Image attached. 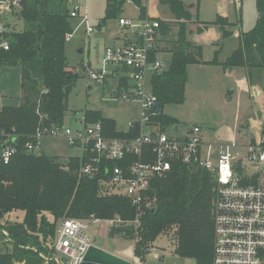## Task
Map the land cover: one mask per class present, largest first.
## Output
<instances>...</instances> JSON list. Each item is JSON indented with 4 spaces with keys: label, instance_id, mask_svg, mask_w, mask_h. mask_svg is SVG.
I'll list each match as a JSON object with an SVG mask.
<instances>
[{
    "label": "trees",
    "instance_id": "obj_1",
    "mask_svg": "<svg viewBox=\"0 0 264 264\" xmlns=\"http://www.w3.org/2000/svg\"><path fill=\"white\" fill-rule=\"evenodd\" d=\"M125 2L108 0L106 18L121 17ZM133 3L144 19L147 0ZM159 4L169 8L175 22H161L162 52H170L172 60L169 68L153 77V93L162 107L167 103L181 105L186 99L188 67L214 62H205L202 47L188 38L192 33L189 24L194 22L191 8L182 0H159ZM257 5L264 14V0H257ZM20 18L24 28L5 34L9 50H0V67L20 69L22 90L18 106L0 108V127L19 137L18 152L7 165L1 158L0 139V227L12 239L0 244V264H56L54 244L60 221L92 217L120 220L124 230L111 234L124 232L133 237L139 255L148 253L160 237H165L175 255L195 264H213L216 180L211 173L175 166L165 177L156 178L148 193L151 206L142 210L135 227L138 211L128 199L105 193L103 176L81 174L85 156L60 163L57 157L27 152L25 146L38 128L65 122L68 99L80 75L69 67L66 56L67 36L75 30L67 0H24ZM102 23L106 20L100 26ZM226 23L223 18L215 23L223 35ZM239 39V48L221 65L264 69V18ZM84 117L88 123L102 122L110 136L125 135L99 111L86 110ZM159 120L166 126H178L176 119L165 114ZM18 212L23 214L21 221L7 220Z\"/></svg>",
    "mask_w": 264,
    "mask_h": 264
},
{
    "label": "built area",
    "instance_id": "obj_2",
    "mask_svg": "<svg viewBox=\"0 0 264 264\" xmlns=\"http://www.w3.org/2000/svg\"><path fill=\"white\" fill-rule=\"evenodd\" d=\"M23 2L0 0V50H9L5 34L14 29L8 16L19 19ZM235 2L241 5V0ZM128 4L135 6L133 0H126L124 8ZM123 14L117 20L123 42L105 48L106 68L90 72L89 77L95 84L113 87L112 99L137 102L140 120L130 122L128 131L122 132L124 136H110L102 122L88 123L82 115L75 119L74 127L64 122L61 126L38 128L25 146L27 152L39 153L41 141L46 139L65 140L80 150V156L86 157L81 174L88 178L103 176L105 193L128 199L138 211L135 227L142 210L151 206L148 193L156 178L165 177L175 166L206 170L216 180L213 264H264V119L258 131L250 133L246 128L244 135L245 128H239L241 138L251 136L246 143L236 137L209 139L200 126L182 131L178 126L164 125L159 120L164 113L162 106L157 108L160 102L153 93L152 79L166 70L161 32V22L165 21L148 13L144 19ZM70 17L81 19L84 26L87 22L74 0ZM85 31L90 35L95 30L85 26ZM16 138L19 137L0 127L5 165L18 152ZM243 161L251 166L242 165ZM103 223L114 226L122 222L93 217L61 220L54 244L56 264H82L93 246L89 228ZM11 241L8 232L0 227V244Z\"/></svg>",
    "mask_w": 264,
    "mask_h": 264
},
{
    "label": "rangeland",
    "instance_id": "obj_3",
    "mask_svg": "<svg viewBox=\"0 0 264 264\" xmlns=\"http://www.w3.org/2000/svg\"><path fill=\"white\" fill-rule=\"evenodd\" d=\"M182 1L191 8L194 19V24L189 25L192 30L189 40L201 34L199 28L201 31L210 29L199 37V42L203 46V60L214 63L189 66L185 102L181 105L164 104L163 113L176 119L182 131L198 125L209 139L218 137L220 140H228L233 136L246 143L251 136L241 138L239 128H249L251 133L253 126L262 123L264 119V78L262 80L260 77L261 74L264 76V70L262 67H250L252 76L258 77L257 87L261 89V95L257 97L252 91L253 87L245 83L247 75L244 68L228 72L221 64L239 48V36L256 27L260 14L257 0H241V5L235 0ZM78 3L81 15L87 18L85 26L95 31L88 35L82 20H73L75 30L67 40L66 56L69 67L77 71L80 78L69 96L65 122L74 127L77 125L75 119L81 118L84 111L94 110L114 121L118 132H126L130 122L140 120V105L137 102L112 99L113 87L95 84L89 77L90 72L106 68L105 47L113 45L114 39L121 36L118 19L106 18L108 0H74L75 5ZM220 9L223 10L222 14ZM124 10L123 15L131 19H137L140 15L139 9L132 4H128ZM147 13L165 22H175L169 8L160 5L158 0H147ZM219 18L228 22L223 27L225 35L215 24ZM8 19L14 31L24 28L22 18L8 16ZM104 19L106 24L100 26ZM163 60L165 68H169L172 56L167 54ZM20 74L18 67H0V107L18 106L21 103ZM253 84L256 85L255 80ZM39 153L57 157L60 163H66L69 158L81 154L80 150L70 147L65 140L52 139L41 141ZM242 165L251 166L247 161H243ZM22 218L23 214L18 212L11 214L7 220L21 221ZM122 226L121 223L114 226L108 223L92 225L88 230L92 245L131 264H195L193 260L175 255L165 237H160L148 253L137 254L133 237L124 232L111 234L113 231H123ZM127 232L131 233L130 230Z\"/></svg>",
    "mask_w": 264,
    "mask_h": 264
},
{
    "label": "water",
    "instance_id": "obj_4",
    "mask_svg": "<svg viewBox=\"0 0 264 264\" xmlns=\"http://www.w3.org/2000/svg\"><path fill=\"white\" fill-rule=\"evenodd\" d=\"M69 6H71L73 0H67ZM259 18H263V15L260 14ZM102 26H104V23H102ZM255 94H258L257 90H254ZM161 105L158 104L157 108H160ZM178 130V128H177ZM247 133V129H243V134L245 135ZM82 264H131L130 262L117 257L113 254H110L106 251H103L101 249H98L94 246H92L88 253L86 254L84 261Z\"/></svg>",
    "mask_w": 264,
    "mask_h": 264
},
{
    "label": "crops",
    "instance_id": "obj_5",
    "mask_svg": "<svg viewBox=\"0 0 264 264\" xmlns=\"http://www.w3.org/2000/svg\"><path fill=\"white\" fill-rule=\"evenodd\" d=\"M159 1V0H158ZM183 2V1H182ZM184 3V2H183ZM185 4V3H184ZM150 13V12H149ZM220 13L222 14L223 13V10L222 9H220ZM260 13V12H259ZM261 14V13H260ZM259 14V15H260ZM151 15V14H150ZM152 16V15H151ZM152 17H156V15L155 16H152ZM191 24H194V22L193 23H190L189 25H191ZM189 30H190V28H189ZM208 30H210V29H208ZM208 30H202L201 31V34H199V35H197V36H195L193 39L194 40H190V41H192L195 45H197V46H201L202 47V49H203V46L202 45H200V42H199V37L202 35V34H204L205 32H207ZM191 32H192V30H190ZM114 44H121L122 42H123V39H122V37L121 36H119V37H116L115 39H114ZM107 47V46H106ZM105 47V48H106ZM236 51V50H235ZM167 54H170L171 56H172V54L170 53V52H164L163 53V56L165 57V55H167ZM162 56V57H163ZM205 61V60H204ZM205 62H208V61H205ZM202 65H204V64H202ZM194 66H200V65H194ZM215 66H218V65H215ZM220 67V66H219ZM237 68H244L245 69V72H246V75H247V81H245V83H246V85H249V87H253L252 88V91H253V93H254V95L255 96H257V97H259L260 95H261V89L260 88H258L257 87V80L256 79H258V77H253L252 76V72H251V70H250V68H245V67H237ZM263 68V67H262ZM225 70L227 69V71L228 72H232V70H234V69H236V68H224ZM264 70V69H263ZM260 77H261V79L263 80V78H264V76L261 74L260 75ZM254 80L256 81V85H254L253 84V82H254ZM264 81V80H263ZM253 85V86H252ZM254 90H257V92H258V94H255V92H254ZM82 115H84V113L82 114ZM76 116H78V114L76 115ZM261 125V123H259L258 125H256V126H253V130L254 131H258L259 130V128L260 127H258V126H260ZM196 126H198V125H196ZM179 127V126H178ZM258 127V128H257ZM232 138H233V136H232ZM81 155V154H80ZM79 155V156H80Z\"/></svg>",
    "mask_w": 264,
    "mask_h": 264
}]
</instances>
